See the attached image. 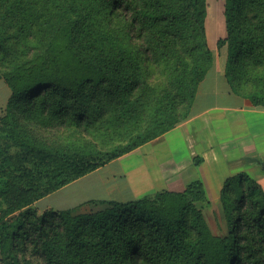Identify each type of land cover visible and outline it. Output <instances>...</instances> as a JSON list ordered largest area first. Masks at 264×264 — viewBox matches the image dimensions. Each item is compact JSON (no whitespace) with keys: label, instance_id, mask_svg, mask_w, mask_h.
I'll return each instance as SVG.
<instances>
[{"label":"trees","instance_id":"obj_1","mask_svg":"<svg viewBox=\"0 0 264 264\" xmlns=\"http://www.w3.org/2000/svg\"><path fill=\"white\" fill-rule=\"evenodd\" d=\"M206 1L0 0L10 92L0 116L2 264H264V189L243 172L220 191L223 235L207 223L199 179L128 201L90 199L102 207L88 213L32 206L189 117L214 63ZM224 8V76L264 109V0ZM39 128L73 132L77 144H49Z\"/></svg>","mask_w":264,"mask_h":264},{"label":"crops","instance_id":"obj_2","mask_svg":"<svg viewBox=\"0 0 264 264\" xmlns=\"http://www.w3.org/2000/svg\"><path fill=\"white\" fill-rule=\"evenodd\" d=\"M218 71L214 68L209 70L208 73L214 75V85L198 90L189 117L159 137L162 144L153 149L152 166L158 169L169 167L174 171L170 173L172 176H177L180 171L178 161L182 150L191 157H200L201 161L188 166L179 181L173 180L172 184L167 186L170 191H181L184 186H177L199 179L209 201H219L225 179L241 172L257 181L264 189V109L254 108L247 100L234 94L226 86L224 78H220L224 79L223 82H218ZM1 83L6 89L5 99L0 105V108H3L10 92L3 80H0V85ZM218 95L226 96L225 103L217 101ZM200 102L203 106H199ZM175 131L181 137L183 145L178 144L171 149L169 138L166 137ZM146 144L125 155H134L135 151H139ZM125 155L57 190L59 196H79V201L75 199V202L85 201L84 199H109L104 196H110L111 191L119 184L125 187L122 196L135 199L145 195L148 183L143 179L147 171L141 169L142 165H145L144 159L140 160V166H136L134 161L126 165L122 162ZM112 163L117 164L118 171L107 173L104 169ZM210 196H213V199ZM59 201L65 203L67 199L61 198ZM65 205L63 208L70 207V202Z\"/></svg>","mask_w":264,"mask_h":264},{"label":"rangeland","instance_id":"obj_3","mask_svg":"<svg viewBox=\"0 0 264 264\" xmlns=\"http://www.w3.org/2000/svg\"><path fill=\"white\" fill-rule=\"evenodd\" d=\"M207 15L205 20V39L208 48L213 53L214 63L211 67L214 68V70H219V78L217 79L218 82H223V80H226V77L224 76L225 71V65L227 62V45H223L221 48H217V40L219 38H222L226 35V22H225V15H224V5L225 0H207ZM209 72V71H208ZM221 72V74H220ZM207 73L205 79L200 83L198 90L200 91L202 88L208 85H214L215 78L213 73ZM223 76V77H221ZM224 78V79H220ZM2 80V79H0ZM226 83L228 88H230L227 80ZM2 84L0 85V105L2 101L5 99V92L6 89L2 87ZM201 86V88H200ZM244 88V87H243ZM242 89L243 94H248L250 92V88L246 87ZM197 97V96H196ZM243 98V97H242ZM217 101L224 102L226 101V96L224 95H218L216 97ZM244 100H247L244 96ZM248 101V100H247ZM249 102V101H248ZM250 103V102H249ZM199 106H203V103L200 102ZM2 108V107H1ZM1 108H0V116H1ZM37 138L42 139L43 141H48L49 144H52L54 146H71L73 147L76 140H75V134L73 132L67 131V132H54L49 129H40L36 132ZM164 135V134H163ZM166 138H169V146L171 149L176 147L175 145L182 146L183 142L181 140V137L178 135V132H171L167 135ZM162 139H156L153 141L148 142L145 147L140 149L139 151H135L133 153L134 155H125L124 162L126 165L128 163H135L136 166H140V160L144 159L145 165H142L141 169L146 170L147 173H144L143 179L148 183V189L144 191L146 194L154 193L156 191L160 190H168L167 184H172L171 181H179L180 178H182V173L185 172L188 169V166L195 164L194 158L197 156H190L187 152L181 151L179 154V161L178 164L180 165V171L178 172L177 176H172L170 173L174 172L173 169L165 168L158 169L154 166V155H153V149L155 146L161 145ZM167 157V155H165ZM153 165V166H152ZM107 173H115L118 171V166L116 163H112L111 165H107L104 169ZM191 182V181H190ZM114 183L111 182V184ZM189 183V182H187ZM187 183H183L180 186H177V188L185 187ZM172 186V185H171ZM116 188V189H115ZM125 188V187H124ZM121 184L117 185V187H114V189L111 191L112 194L110 196H104L109 199L119 200V201H128L131 200V198H127L128 196H122L124 195V189ZM94 198V196H88ZM141 197V196H140ZM67 199V202L60 203L59 200ZM211 199H213V196H210ZM75 199L79 201V196H59V191H55L49 194V196H45L42 199L38 200L37 203L33 204V208H35L37 211H42L46 208H53L55 210L64 209L63 206H66L65 204L70 202L71 212L73 214H80V213H88V212H94V210L98 207H102V205H94L90 203L88 200L90 199H84L85 201L75 202ZM70 200V201H69ZM203 212L205 214V218L207 220V223L212 231V233L216 235H223L226 234L227 230V223L225 216L223 214V210L221 209V204L219 201H209L206 204L202 205ZM0 264H2L0 262Z\"/></svg>","mask_w":264,"mask_h":264}]
</instances>
